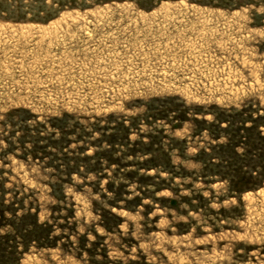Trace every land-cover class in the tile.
<instances>
[{
	"label": "rangeland",
	"instance_id": "rangeland-1",
	"mask_svg": "<svg viewBox=\"0 0 264 264\" xmlns=\"http://www.w3.org/2000/svg\"><path fill=\"white\" fill-rule=\"evenodd\" d=\"M0 264H264V0H0Z\"/></svg>",
	"mask_w": 264,
	"mask_h": 264
},
{
	"label": "trees",
	"instance_id": "trees-1",
	"mask_svg": "<svg viewBox=\"0 0 264 264\" xmlns=\"http://www.w3.org/2000/svg\"><path fill=\"white\" fill-rule=\"evenodd\" d=\"M133 262V261H132Z\"/></svg>",
	"mask_w": 264,
	"mask_h": 264
}]
</instances>
